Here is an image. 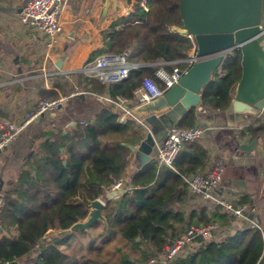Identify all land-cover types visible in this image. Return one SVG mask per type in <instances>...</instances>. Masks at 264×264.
Instances as JSON below:
<instances>
[{"label": "trees", "instance_id": "trees-1", "mask_svg": "<svg viewBox=\"0 0 264 264\" xmlns=\"http://www.w3.org/2000/svg\"><path fill=\"white\" fill-rule=\"evenodd\" d=\"M141 1L134 0L135 14L117 18L101 31L100 46L91 54L92 59L128 52V63L134 67L120 83L88 80L87 91L133 103L134 92L145 78L162 86L155 77L158 66L168 72L187 69L183 61L193 45L174 31V27H182L179 0H145L147 11ZM240 60L239 51L226 56L202 91L201 102L206 108L226 109L241 77ZM42 97L56 99L58 95L45 92ZM176 126L196 127L193 113ZM262 130L264 125L255 121L240 134L252 140ZM142 134V126L135 120L120 123L119 113L108 108L65 135L50 127L42 132L19 178L1 195L0 264H148L191 227L228 226L231 219L220 207L212 211L205 206L189 207L193 197L183 177L202 173L210 162L207 150L192 142L184 144L178 154L175 171L158 167L153 159L134 168L129 179L132 193L104 198L106 225L96 221L85 231L40 244L49 232L68 229L84 219L89 202L124 177L130 164V142ZM242 204L254 205L260 224L264 222V197L254 202L241 197L235 205ZM14 229L16 235H12ZM263 253L264 233L250 226L233 236L201 244L171 264H257Z\"/></svg>", "mask_w": 264, "mask_h": 264}, {"label": "water", "instance_id": "water-1", "mask_svg": "<svg viewBox=\"0 0 264 264\" xmlns=\"http://www.w3.org/2000/svg\"><path fill=\"white\" fill-rule=\"evenodd\" d=\"M118 2L127 0H104L101 22L110 8L117 11ZM179 14L182 27H174V31L192 39L196 57L207 58L189 65L161 98L132 109V115L147 124L148 132L137 147L129 145V157L137 160L138 166L150 162L155 145L161 146L169 130L193 113L198 126L212 131L215 155L224 167L217 193L227 190L231 194L253 195L261 187L264 190V130L247 141L241 136L239 126L255 121L264 125V0H179ZM235 51L241 55V77L231 91L226 109L212 111L201 102L202 91L226 56ZM61 62L57 64L58 69ZM68 128H76V123L68 124ZM123 194L125 190L112 192L107 198ZM104 206L99 199L90 201L84 219L68 229L49 232L40 244L85 231L96 221L106 225L102 215ZM254 218L261 222L259 215H248V220ZM257 264H264V253Z\"/></svg>", "mask_w": 264, "mask_h": 264}, {"label": "crops", "instance_id": "crops-1", "mask_svg": "<svg viewBox=\"0 0 264 264\" xmlns=\"http://www.w3.org/2000/svg\"><path fill=\"white\" fill-rule=\"evenodd\" d=\"M27 1L0 0V119L21 122L26 114L35 110L45 92H54L58 96L79 92L83 97L69 98L53 113L40 116L0 152V197L19 178L25 160L32 154L35 141L48 127L65 135L72 129H66L68 124L74 122L76 127L82 125L103 108L119 113L120 123L130 119L105 101L110 99L108 96L94 94L87 88L88 80L93 79L88 72L97 58L93 57L92 60L91 54L100 46L101 31L117 18L135 14L134 0L118 2L117 11L113 12L110 8L102 22L104 0H65L60 19L62 35L49 50L45 35L20 25V14ZM188 40L191 42V39ZM192 53L193 49L189 56ZM60 61L61 68L58 69ZM132 119L135 120L134 116ZM251 124L245 123L239 127L244 130ZM142 129V136L131 140L132 147H137L145 138L148 130L145 127ZM245 137L249 141V136ZM198 143L207 150L209 159H220L215 155L212 131H205ZM154 148L150 154L152 159H155ZM138 165L137 160L130 159L123 177L126 186H129V179ZM222 195L233 197L231 199L248 197L254 202L263 198L264 190L261 187L253 195L245 192L231 194L223 190ZM201 206L204 205L199 198H193L189 205L190 209ZM250 226L248 222L237 221L234 229ZM16 234L17 229H14L12 235ZM222 237L219 234L214 239L220 240Z\"/></svg>", "mask_w": 264, "mask_h": 264}, {"label": "built area", "instance_id": "built-area-1", "mask_svg": "<svg viewBox=\"0 0 264 264\" xmlns=\"http://www.w3.org/2000/svg\"><path fill=\"white\" fill-rule=\"evenodd\" d=\"M145 2V0H142L141 6L143 10L147 11ZM64 4L65 0H29L21 11L20 25L23 28H29L45 35L47 37L46 47L49 50L62 35L60 19ZM186 37L191 39L188 36ZM191 43L193 45V53L187 60L183 61V63L188 65L199 59L207 58L196 57V48L192 39ZM128 55V52L101 55L95 59L88 73L99 84L120 83L128 77L130 70L134 67L128 63ZM183 72L178 68L172 72H168L164 67L158 66L155 71V77L160 81L162 86L152 78H145L141 86L134 92L135 102L132 103L123 98H117L116 100L106 99L105 101L109 105L114 106L115 111L133 118L132 109L161 98L166 91L178 82ZM80 95L79 92H75L69 96H58L56 99H41L35 110L26 114V117L18 123L6 122L0 119V152L7 148L26 126L40 116L53 113L54 110L61 107L69 98ZM135 120L147 130V124L143 120L137 118ZM205 131H208V129L201 126H196L192 129H180L174 126L169 130L165 142L161 146L155 145V159L153 160L156 161L158 167L175 171L174 162L184 144L199 142ZM223 172L224 167L222 163L218 159L211 158L209 165L202 173L183 177V180L193 198H199L204 206L211 209L210 211L214 207H220L231 219L230 224L225 227L217 225L191 227L180 238L165 245L160 255L151 259L148 264H171L178 258L196 251L201 244L213 240L217 233L233 229L237 221L248 222L251 227L261 231L260 223L255 218L251 221L248 220V215L252 214L254 217L258 215L257 208L254 205L242 204L236 206V203L234 204L233 202H239V198L222 197V194L217 193L221 189ZM122 190H125L129 194L132 193V187L126 186L123 178L116 179L103 189L102 196L98 199L104 203V198L109 194ZM3 204L4 202L0 197V210Z\"/></svg>", "mask_w": 264, "mask_h": 264}, {"label": "rangeland", "instance_id": "rangeland-1", "mask_svg": "<svg viewBox=\"0 0 264 264\" xmlns=\"http://www.w3.org/2000/svg\"><path fill=\"white\" fill-rule=\"evenodd\" d=\"M222 197H225L224 195H222ZM264 197V196H263ZM231 198H233V197H231ZM239 200H240V198H239ZM256 201V200H255ZM234 204L235 203H237V202H233ZM206 207V206H205ZM209 211L211 210L209 207H206ZM215 208V207H214ZM213 208V209H214ZM257 212H258V209H257ZM260 227H261V230H262V232L264 233V222H262L261 224H260ZM242 228V227H241ZM237 230L236 229H230L229 231H226V230H224V231H222V232H220V233H217L216 234V236H219V234H220V236H223L222 238H225V237H227V236H233L234 234H235V232H236Z\"/></svg>", "mask_w": 264, "mask_h": 264}, {"label": "flooded vegetation", "instance_id": "flooded-vegetation-1", "mask_svg": "<svg viewBox=\"0 0 264 264\" xmlns=\"http://www.w3.org/2000/svg\"><path fill=\"white\" fill-rule=\"evenodd\" d=\"M189 66V65H188ZM242 131V129L240 130V132ZM259 200V199H258Z\"/></svg>", "mask_w": 264, "mask_h": 264}]
</instances>
